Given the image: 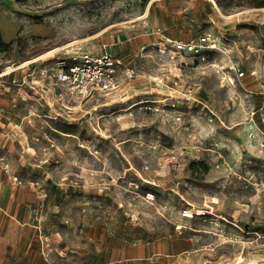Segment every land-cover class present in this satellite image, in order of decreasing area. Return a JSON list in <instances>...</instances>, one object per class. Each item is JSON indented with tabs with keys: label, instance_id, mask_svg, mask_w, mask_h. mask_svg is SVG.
I'll list each match as a JSON object with an SVG mask.
<instances>
[{
	"label": "rangeland",
	"instance_id": "1",
	"mask_svg": "<svg viewBox=\"0 0 264 264\" xmlns=\"http://www.w3.org/2000/svg\"><path fill=\"white\" fill-rule=\"evenodd\" d=\"M151 1L0 0V73L96 35L0 78V177L23 189L39 238L30 254L41 264H264V0H216L231 18L210 0H154L141 18ZM210 15L221 50L206 62L139 47L156 32L215 25ZM103 44L135 68L133 85L60 94L56 72ZM232 64L242 81L225 78Z\"/></svg>",
	"mask_w": 264,
	"mask_h": 264
},
{
	"label": "built area",
	"instance_id": "2",
	"mask_svg": "<svg viewBox=\"0 0 264 264\" xmlns=\"http://www.w3.org/2000/svg\"><path fill=\"white\" fill-rule=\"evenodd\" d=\"M218 40L215 32L205 31L189 40L165 37L154 45L167 44L171 61L181 59V62L186 63L188 59L191 63H201L208 61V51L221 50ZM107 47L106 44H103L100 49L92 47L81 55L74 56L72 63L58 70L55 74V87L58 88L59 93L64 91L72 98L78 96L88 98L98 94H111L127 81L130 84V79L136 75L135 68L126 65L123 57L114 55ZM146 48L147 46H143L141 50ZM159 49L161 53H164L161 47ZM212 65L217 66L215 63ZM229 70H234L236 74L235 77H225L230 83L242 81L246 76V71L235 64H232ZM165 82L164 75L156 78V83L159 85L165 86ZM190 97L188 95V98Z\"/></svg>",
	"mask_w": 264,
	"mask_h": 264
},
{
	"label": "crops",
	"instance_id": "3",
	"mask_svg": "<svg viewBox=\"0 0 264 264\" xmlns=\"http://www.w3.org/2000/svg\"><path fill=\"white\" fill-rule=\"evenodd\" d=\"M195 12L198 11L188 10L187 15L184 16L190 15L194 18ZM209 17L211 18L210 21L213 20V24H215L214 17L211 15ZM190 20L194 21V19ZM195 24V30L174 31L168 29L164 34L156 32L157 36H150L147 42L140 44L139 47L151 46L165 36L189 40L205 31H218L216 24L204 29H201L198 21H195ZM125 48L128 49V47ZM118 57L122 56L119 55ZM7 119L9 118L7 117ZM22 192L21 186L3 181L0 177V264H41L40 259L36 258L38 252H36L35 257L32 256V252L30 254L33 239L36 243L39 242L38 230L37 226L30 221L32 216L29 210L23 211L21 209V204L24 203L20 195Z\"/></svg>",
	"mask_w": 264,
	"mask_h": 264
},
{
	"label": "bare ground",
	"instance_id": "4",
	"mask_svg": "<svg viewBox=\"0 0 264 264\" xmlns=\"http://www.w3.org/2000/svg\"><path fill=\"white\" fill-rule=\"evenodd\" d=\"M153 1H154V0H152V1L148 4V6H147V8H146V10H145V13L141 16V18H145V17H147V16L149 15V13H150V8H151V5H152ZM210 1L213 3L215 9L219 12V14L222 15L223 17L231 18V17L235 16L234 14L226 15V14L221 10V8H220V6H219V4L217 3L216 0H210ZM260 10H261V11H264V8H261ZM250 11H252V10H251V9H247L245 12H250ZM104 31H105V29L102 30L101 32H104ZM95 36H96V35L89 36V37H87V38H83V39H77V40H74V41L68 43L67 45H64V46H61V47H56V48H54V49H51V50H49V51H47V52L41 54L40 56H38V57H36V58L22 61L21 63L16 64V65L8 66L4 71H2V72L0 73V78L3 77V76H5V75H7V74H9V73H11V72L14 71V70H17V69H19V68H22V67L26 66L27 64H29V63H31V62H33V61H36V60H38V59L45 58V57H47L48 55H51V54H53L54 52H56V51H58V50H60V49H63V48H66V47L72 46V45H74V44H76V43H78V42H80V41L89 40V39H91V38H93V37H95ZM136 104H137V103H135L133 106H135ZM130 108H132V107H130ZM127 109H128V108H127ZM26 148H27V150H28L29 152H32V153L36 154V149H35L33 146L26 145ZM203 213H205V211H204L203 209H198V210H196L195 212L193 211V209H186L184 215L187 216V217H195V215H200V214H203ZM242 258H243V257H242ZM240 262H241V261H240Z\"/></svg>",
	"mask_w": 264,
	"mask_h": 264
}]
</instances>
